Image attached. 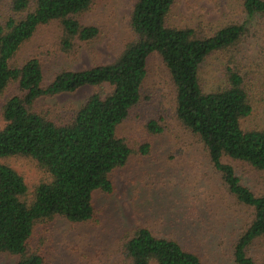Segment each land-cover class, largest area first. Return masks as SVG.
Listing matches in <instances>:
<instances>
[{"label": "trees", "instance_id": "trees-1", "mask_svg": "<svg viewBox=\"0 0 264 264\" xmlns=\"http://www.w3.org/2000/svg\"><path fill=\"white\" fill-rule=\"evenodd\" d=\"M96 1L12 0L16 17L0 20V97L10 86L18 87V94L0 107V254L19 257L17 264H48L43 251L30 244L38 226L58 218L75 224L96 220L94 194H112L113 174L135 153L118 131L142 104L149 60L158 55L176 90V118L196 138L218 178L215 196L223 202L213 207L218 213L223 205L230 208L233 222L235 215L245 217L240 226H231L226 260L264 264V61L251 58L247 50L254 39L252 21L264 20V0H244L243 20L212 34L171 26L176 0H136L134 40L113 63L63 71L49 86L44 85L40 60L13 66L38 30L52 23L61 26L65 53H72L78 42L96 40L100 29L81 21ZM105 86L111 88L109 94L92 95L78 110L53 114L39 105L82 88ZM251 121L256 123L249 127ZM147 129L154 135L165 132L156 120ZM150 150L148 144L140 147L143 155ZM15 157L32 159L47 175L33 195L24 177L5 163ZM240 168L261 175L262 191L245 183ZM207 229L213 231L206 225L196 236L205 238ZM225 241L223 236L209 249L216 252ZM119 245L126 264H208L200 250L150 226L129 229Z\"/></svg>", "mask_w": 264, "mask_h": 264}, {"label": "rangeland", "instance_id": "rangeland-1", "mask_svg": "<svg viewBox=\"0 0 264 264\" xmlns=\"http://www.w3.org/2000/svg\"><path fill=\"white\" fill-rule=\"evenodd\" d=\"M243 1L176 0L169 23L178 28H200L212 34L243 20ZM135 2L97 0L81 21L88 26H97L100 35L93 42L76 43L72 53L61 50L59 23L41 27L19 52L13 66H22L31 58L40 60L44 85L49 86L63 71H81L113 63L134 40L131 17ZM9 17H16L12 0H0V20ZM252 22L254 39L247 48L248 55L264 61V20L258 18ZM216 58L210 61L212 71ZM207 81L209 85L208 76ZM110 92L108 86L87 87L72 94L45 99L39 105L53 114L64 109L74 111L84 106L92 95L101 93L106 96ZM15 94H18L17 85L10 86L0 97V107ZM143 97L142 104L118 131V136L126 139L135 153L126 167L113 174L114 192L94 194L96 220L75 224L58 218L36 228L30 244L33 249L43 251L48 264H126L119 240L126 231L140 226H150L160 235L174 233L185 246L200 250L208 264H230L226 260L230 253L229 231L233 223L240 226L245 217L235 215L233 222L229 217L230 208L223 205L218 213L213 207L214 203L223 202L222 198L215 196L218 178L214 177L203 148L195 137L184 131L176 118V90L158 55L149 60ZM152 120L165 127L163 134L154 135L148 131L147 126ZM255 123L251 121L248 126ZM147 144L151 147L150 153L143 155L140 147ZM5 163L24 177L32 195L34 188L47 177L32 159L15 157ZM239 171L248 186L262 191L261 175L246 168ZM205 224L213 231L207 229L205 238L197 237L198 229L205 228ZM223 236L226 244L216 252L209 249L208 245ZM18 260L17 256L0 254V264H17Z\"/></svg>", "mask_w": 264, "mask_h": 264}]
</instances>
